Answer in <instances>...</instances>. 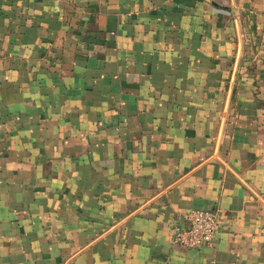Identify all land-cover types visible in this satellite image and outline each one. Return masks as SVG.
<instances>
[{
  "label": "crops",
  "instance_id": "crops-1",
  "mask_svg": "<svg viewBox=\"0 0 264 264\" xmlns=\"http://www.w3.org/2000/svg\"><path fill=\"white\" fill-rule=\"evenodd\" d=\"M0 264H264V0H0Z\"/></svg>",
  "mask_w": 264,
  "mask_h": 264
},
{
  "label": "built area",
  "instance_id": "built-area-1",
  "mask_svg": "<svg viewBox=\"0 0 264 264\" xmlns=\"http://www.w3.org/2000/svg\"><path fill=\"white\" fill-rule=\"evenodd\" d=\"M183 226H176L172 242L184 248L211 247L218 230L216 211L200 208L193 209L184 215Z\"/></svg>",
  "mask_w": 264,
  "mask_h": 264
}]
</instances>
